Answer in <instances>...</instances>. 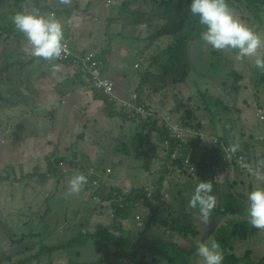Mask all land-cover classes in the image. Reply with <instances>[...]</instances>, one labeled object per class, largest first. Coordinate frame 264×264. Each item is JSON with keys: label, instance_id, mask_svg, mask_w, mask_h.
Here are the masks:
<instances>
[{"label": "rangeland", "instance_id": "374dc122", "mask_svg": "<svg viewBox=\"0 0 264 264\" xmlns=\"http://www.w3.org/2000/svg\"><path fill=\"white\" fill-rule=\"evenodd\" d=\"M85 1L86 0H83V2ZM110 1L111 0H101L99 9L103 12V9L109 8L108 12L110 16H116L119 14V8H113V4L111 5ZM117 1L120 3H124L127 0ZM148 1L150 2L146 3L144 0H134L132 2V7L135 9H145L147 10L145 12L149 13L159 7L158 2L169 0ZM230 3L233 5V7L230 8L242 21L248 24L261 36H264V5L262 6L263 12H261L259 17L257 18L252 14L253 12H251V10L243 0L242 2H240L239 0H230ZM74 5L75 0H67V2H65V0H49L48 2V7L51 6L53 11H57L62 7L67 9L73 8ZM32 6L33 3L27 1V3L25 4V10L30 11L32 9ZM8 11L9 9L6 8V13ZM162 11L164 12L165 10L162 9ZM157 13L161 12H153V19ZM4 15L5 14H3V16ZM13 16L14 15H10V19L13 20ZM73 16L77 15L74 14ZM100 20L102 23L104 22L102 21V19ZM102 23H96L94 25H92V23H89L87 25L88 28H93L94 31H98L97 34L99 35V40H102L103 30L107 28V23ZM154 23L156 25L161 24L158 21H154ZM143 24L145 26H143ZM151 24L152 23L147 22L142 23L141 25H139L137 32L135 33L136 37L144 39L139 40L138 42L136 41L132 44H130V40H128V42H120L124 46H126L129 54L132 57L135 56V58H133L130 62L124 63L125 65H127L126 71L131 75V77L135 76L134 71H136V69L133 66L134 62L135 66L140 65L139 69L145 75L148 70H150L152 61H154L153 58L160 54L161 47L164 45L168 46L169 44H166L159 40H155L154 43L148 40L149 37H152L153 33L149 28L151 27ZM78 25L79 29L83 28V25L81 23H79ZM119 31H121V28L118 26L115 27V29L113 30V34H110L111 37L116 36ZM152 39H155V36L152 37ZM103 40H106V38H103ZM81 46L85 51L86 49L84 48V46L86 45L81 43ZM136 47H139V56H137V52L134 53L132 51ZM182 47L184 48L183 45ZM2 49L3 48L0 47V64L6 56L2 52ZM193 51H195V53L192 56L190 55L183 60L185 75L187 73L189 75L184 78V83H181L180 81L182 80V78H178L177 76L172 74L168 79V77H164V74L162 72L161 76L159 78L155 77V81H153L152 83V92L150 93L149 91V100L143 99L142 101H140V106L150 107L154 111V121L151 123V125L157 122L160 127V125L164 126V123H169L168 120H165L164 123L162 122L164 115V117L170 118V122L172 125L178 126L180 129H186L189 131L190 129H192V127L198 128L197 133L193 134L173 133V137L175 140H177V142L179 139H183L184 142L188 143L190 138L193 142V140L201 137L203 140L207 139L211 143H214L215 139L223 138L224 140H226V138L221 134L214 137V134H211L210 131H208L209 129H231L228 134L234 138L235 136L233 135L232 129H243L244 131H246V134L253 135L257 140L261 142L263 141L261 144H264V121L260 120L262 119L261 116L264 113V84H260V82L264 78V70L258 69L255 66L254 58L237 60V54L235 51H216L210 46H207L202 40H199L197 43L193 44V50H191V53ZM6 52L8 57L11 58L8 51ZM27 53L28 57L26 56L24 58V61L30 62L32 61L34 56L31 55V50H28ZM261 53L264 54V49H261ZM227 62L229 65H231L228 70L226 68L224 70L223 66L218 65ZM187 65L189 66L188 69H186ZM53 66L54 64L50 63L44 64L43 60L35 62L33 67L37 68L38 72L29 73L28 68H26L23 74L18 77V79L21 80V85L15 86L14 90L10 91V94H3V96L10 97L13 92L31 95L32 90L29 87V83L36 84V89L42 90L40 96L32 95L34 99H28L25 96H23V98L26 99L27 102L30 103L33 107H38L39 109H43L44 111H49L50 104H56L57 102L56 100L51 101L53 98L52 95H46V91L50 90L49 87H52V85L54 84L53 78L65 79L69 77L75 79V76L77 74V72L71 73V76H68L63 69L57 70L58 72H54ZM103 69H105L104 66ZM155 69L156 67H152V72H155L159 76V66L157 70ZM222 70H224L223 76L227 74V77H231L226 78V81L224 82L228 85L227 87H223L217 81L220 77L216 79V76H219V72ZM231 70L232 73L230 74L229 71ZM44 71H47V75L44 74ZM126 71L123 70L121 74H118L119 71L114 70L113 73L106 72L105 74L109 76V78L113 80L115 85L117 86V83H120L119 78L124 75ZM196 71H198L204 78L197 75ZM233 73H238L240 75L241 80L237 84L238 86H240L239 90H233L230 86L231 82L234 81ZM197 83H199V85H197ZM120 85L124 89H126L130 85L127 90L129 92H133L137 88L136 86L138 85V82L135 80H131L128 81V83H120ZM257 87L259 88L257 89ZM0 88L2 89L1 85ZM202 93L213 95L219 98L221 103H223L222 106H217L216 104H213V102L209 103V107L213 112L212 115L214 116L215 123H212L210 114L206 111V105H202L199 101V98L197 97L199 95L202 96ZM257 93L258 98H256ZM55 94L57 95V93H53L54 96H56ZM133 96L134 94L132 95V97ZM193 98L194 101L191 102ZM81 107H84V105H81ZM153 107H155L156 111ZM179 107L183 108V110L181 111V113H176L175 109L177 110V108ZM19 108L24 113L32 114V110L30 109V107H27L24 104L19 106ZM103 108L106 109V106L104 105ZM103 108L102 113L99 116L95 115L100 120V122L93 123L94 129H91V131L88 133V136L94 138L95 140L86 142L85 148L91 151L93 155L92 160L96 164V166L102 168L104 167L105 170H108V166H114L113 169L110 168L109 170L115 173L114 176L120 178L121 182H116L115 186L109 185V187L118 188L119 185V188H122L125 194H131L135 191L134 195H136L137 191L146 190L149 191L152 196L155 189L157 188V183L165 178V180H163V183L161 184V191L169 201L172 199L171 197H173V200L169 203L177 205L176 202L178 199L184 201L185 198V200H189L191 194L193 193L192 187H194V185H192L193 183L190 184V182L192 181H189V179L182 177V171H187L185 167H181L180 164L176 163L174 158L170 161V163L167 162V160L171 157H169V152H164V149H166L169 144L160 143V141L158 140V136L161 137V134H149L148 128L151 129V127H146L144 125H133V130L137 134L136 140H138L140 143L137 148V146H135L134 139L131 137V129H127L131 122H124L121 118L112 119L110 116V110H107L105 112ZM170 108H172V110ZM201 108L204 109L200 110ZM95 110L97 112L98 107H96ZM189 111L191 112V114H188ZM112 112L119 113L122 112V109L118 107V105H114ZM173 112L176 114H173ZM16 114H19V111L16 110L15 112V120L17 122L22 121V116L17 117ZM73 115L74 117H76L75 113ZM106 115H108L110 120L116 123V128L119 129V131L116 130V132L118 133L117 142L112 138L110 140H104V138L102 137V132L100 129V126L102 124L105 127L104 131L108 134H111V129L109 128L112 125L109 126L105 123ZM149 116H146L143 119L148 120ZM23 118L26 119L24 116ZM72 119L74 120V122L69 127L72 126L73 128V125H76V123L75 118ZM123 123L128 124V126H125L124 129V126L122 127ZM4 124L5 121L0 106V129H2ZM72 128L64 129V139H66L70 134H67V131L74 130ZM163 128L164 130H167L166 127ZM254 138H250V140L254 141ZM80 143H82V141H80ZM249 146H251V144ZM54 152L55 149L53 145L48 156H50ZM126 152L135 153L131 157H129L125 154ZM162 154L165 155L164 162L166 163L160 165V156H162ZM146 155L157 156L158 158L153 160V162L151 163V160H149V157H147ZM147 161L150 163L148 166L149 171H147L145 168ZM118 163L120 164V166ZM82 164L85 165L87 164V162L82 161ZM167 164H169L171 169L165 168L167 167L165 166ZM43 167H45L44 172L46 173L48 167L45 165ZM164 168L166 172L164 171ZM64 170L71 171V168L70 166L65 165ZM40 172L43 173L42 169ZM5 174L6 173L3 171V175ZM86 176L88 177V183L86 184V186H89V189H86V186H84L83 190L78 195L72 196L69 194V182L72 177H70V180H66L61 185V188H58V181L56 180H50L47 183H43L40 181L41 178H36V180L34 181V185H38L42 188H37L38 191L34 187H30L28 189V204L32 203V205L35 207L34 212L40 213L42 211V209L40 208L47 204V202L50 203L52 208V213L48 217V224L47 222H43V225L38 226V231L40 230L45 233L47 230L46 225L49 226L47 230V234L49 236L45 235L46 238L44 236L42 237L45 244H52L53 246L63 245L65 243L68 244L73 241L74 238L80 237L81 235L86 236L89 240V242L85 245L77 246L74 249H69L68 251L56 253L54 256L53 264H95L97 261L101 260L106 250V243L108 242L106 236L100 235L99 242L97 239L92 238L91 235L95 232L96 234H98L99 232L101 233L104 229H106V227H109V224H112L111 222H113V219L115 217L113 202H103V199L100 196L101 194L99 193L101 190L106 191V179L95 181L90 176ZM110 180L112 181L111 176ZM2 185H5V183L0 184V186ZM226 185L227 186L225 188L231 192L232 183L228 181ZM108 193H110V191H108ZM26 199L27 198L25 197H21L19 201L16 200L10 202L11 206L9 207V210L12 216L9 214V212L7 214L2 213L1 208H3V203H0V264H19L18 262L21 259L27 260L29 257L36 256L40 253V251H42L43 245L36 246L34 244L31 245L30 243L22 245L20 248L15 244H12L11 242L12 237L20 238L23 236L21 227L18 228L15 222L22 219V210L28 209ZM139 202V209H137L133 213L134 221H132L134 223L133 226L136 228L134 232L135 234L139 232L137 228V218L138 216L145 217V214L148 213V203L151 201L149 199L146 204H144V202L142 203V200H140ZM103 207H107L108 209L103 212ZM191 213L193 215V223L197 227L198 231L201 232V236L196 238L194 234H190L188 236L187 234L172 233L170 229L163 227L161 224H158L157 228L155 229L156 237L159 238L158 242L160 244L169 245V248L176 247L180 251L187 250L189 252H191L190 249L194 250V252L191 253L193 257V259H191V264H202V261L196 252L197 242H206L210 240L216 241L217 239L215 237V229L214 225L208 226L210 220L208 223H205L203 221L198 209L191 208ZM12 218L15 222L12 220ZM30 219L31 218H29L28 221ZM127 222H131V220L126 221L124 224L126 225ZM118 227L122 228V226L120 225L115 226L116 235H120L122 233L121 230L118 229ZM4 230L6 232H4ZM139 238L140 237L134 238L133 244H135ZM38 241L41 240L38 239ZM39 243L43 242H38L37 244ZM121 244L122 246L119 248V250L120 252H124L125 244ZM99 245L101 247H99ZM135 247L137 248V245ZM111 251L114 250L112 249ZM19 253L23 254V256H20ZM229 254L231 256H235L237 260L241 259L240 261L243 263L240 264H247V261L242 259L244 257H248L247 260H250L253 264H261L262 261H264V238L259 239L258 237H255L245 243L240 244ZM155 255L160 259L161 263L169 264L168 258L165 257L163 253L159 252ZM11 257L13 258L12 262L8 260ZM139 258L144 262V264H149L146 262H153V254L144 249L140 252ZM123 260L124 258H121L119 261L116 260V262H122ZM50 261V258H48V256H45L42 260H34L27 264H50ZM131 261L132 264H135L132 259H129L125 262H127V264L128 262H130L131 264ZM125 262H122V264H124ZM224 264L236 263L229 261L224 256Z\"/></svg>", "mask_w": 264, "mask_h": 264}, {"label": "trees", "instance_id": "16d2710c", "mask_svg": "<svg viewBox=\"0 0 264 264\" xmlns=\"http://www.w3.org/2000/svg\"><path fill=\"white\" fill-rule=\"evenodd\" d=\"M27 1H31L33 3L32 9L30 11L25 10V4ZM107 1V0H105ZM134 0H127L124 3H120L117 0H111L113 4V8H119V14L116 16H110L108 14V9H103L105 13L101 14V10H99V6L101 4V0H86L83 2V0H75V5L73 8H60L57 10L59 12V21L62 24L67 23V21L73 17L74 14H77L79 18L82 20L79 23L83 25V28H85L84 22H86L87 18L84 13V9L87 11H90L91 8H95V16H97V19L95 20L100 21L99 24H101V20L104 21L102 24H106L107 28L103 30L102 40H99V35L97 34L98 31H92V39L95 42H102L101 48L107 50L109 56H121V53L128 52L126 46H124L122 41L128 42L130 40V44L134 42H138L139 40H142L144 38L136 37L135 33L137 32V29L139 25L142 23H152L151 27H149L152 30V37L155 36V39H152V37L148 38L151 42L154 43L155 40H159L161 42H164L168 44V46L164 45L161 47L160 54L155 56L154 64L156 66H159V76L155 72H147L145 75L144 73L139 69L140 65H134L136 71H134V75L139 76L140 80L142 81L140 86H144L146 84L152 85L153 79L155 81V77H160L161 73L163 72L164 77H168V79L171 77V75H175L178 78H182L181 83H184V78H186L188 73L185 75V70L183 66V60L186 59L188 56H192L195 51L191 53V50H193V44L197 43L200 39V33L203 30V26L199 23V17L193 16L189 11V3L190 0H169V1H162L158 2V6L164 9L163 12L161 8L157 7L154 9V11H151L149 13H146L145 9H135L132 7V2ZM146 3H149L150 1L144 0ZM242 2V0H239ZM248 8L253 12L252 14L255 17H259L260 13L263 12L262 6L264 5L263 0H243ZM229 6L233 7V5L230 3V0H228ZM6 8L9 9V11L6 13ZM2 9V10H1ZM17 10V11H16ZM99 10V11H98ZM0 47H2V52L4 53L5 58L3 59L2 63L0 64V85L2 89L0 88V106L2 109V115L4 117L5 124L3 125L2 129L6 128L7 121L5 120V117L10 118L9 121V127L8 129L13 128H19L20 124L25 125L23 121H26V119L22 116V121H16L15 119V111L16 108L21 106L22 104L26 105L27 107H30V109H34L30 103H27L24 98L21 95H18V92H13V94L10 97H4L3 94H10V91L14 90L15 86L21 85V80L18 79L19 76H21L26 68L31 67L35 62L42 61L44 64L50 63L54 65H58V67L53 68L54 72H57V70L64 69L67 71V75L71 76V73H76L75 79L74 78H66L67 81L65 82L64 87L68 86H75V85H83V86H89L90 85V72L91 69H102L103 66L105 69L102 70L104 77H109L105 73L111 72L112 67H110L109 63H105L106 57L105 53H102L100 50V54L93 53L91 51L83 50L81 46V39L75 34H73V31H66L64 28V34H65V42L68 41L71 43L73 49L80 55L83 56L82 60H78L76 62V57H72L68 61H62L54 60V61H47L41 58L34 57L32 61L26 62L24 61V58L28 57V50H31V45L27 41V39L24 37V35L19 32L15 25L13 24V20L10 19V15H15L17 12H40L42 14H49L51 13L52 7H48V0H0ZM57 12V13H58ZM153 12H161L157 13L152 18ZM90 13V12H89ZM3 14H5L3 16ZM84 21V22H83ZM154 21H158L161 24L156 25ZM120 27L121 31L116 36H112L110 34H113V30L115 27ZM143 26H145L143 24ZM109 33H108V31ZM82 32V31H81ZM87 32L84 31L80 36L85 37V34ZM103 38H106V40H103ZM187 44V45H186ZM184 46V48L182 47ZM129 46V45H128ZM75 47V48H74ZM98 48L97 45L91 46ZM21 48V50H20ZM139 47L134 48L132 51L135 53L137 52V56H139ZM8 51L9 55L8 57L6 54ZM91 52V53H90ZM101 55V59H100ZM15 57V58H13ZM92 57L93 62L90 63V65L87 67L85 64V58ZM132 57V56H131ZM135 58L132 57V59ZM127 62H130L129 59H127ZM92 64H95V66L92 67ZM135 64V62L133 63ZM223 66L224 70L225 68L228 70V68L231 66L227 63L218 64ZM217 65V66H218ZM46 66V65H44ZM216 66V65H215ZM54 67V66H53ZM188 65L186 66V69H188ZM140 70V71H139ZM196 70V69H195ZM224 70L219 72V76H216V79L220 77L217 81L222 85L223 87H227L228 85L224 83L226 81L227 74L223 76ZM51 72V70H50ZM52 72V73H54ZM87 73V76H86ZM229 73H232V70L229 71ZM44 74L47 75V71H44ZM196 74L200 77L204 78L198 71H196ZM59 75V74H58ZM185 75V76H184ZM17 77V78H16ZM209 77V75H208ZM234 81L231 82V88L233 90H239L240 86L237 84L239 83L240 75L238 73H233ZM16 78V79H15ZM177 82V81H176ZM175 82V83H176ZM260 84H264V78L260 82ZM199 85V83H197ZM259 87H257L258 89ZM95 96H96V102H99L102 105L106 106L107 110H110V116L112 119L115 118H121L125 121H133L139 124V120L130 118L128 115H123L120 113H113L114 108V101L111 100V97L107 94H102L96 90ZM64 95L67 94L66 92H63ZM238 94V93H237ZM232 96V95H229ZM199 98V101L202 105H206V111L213 113L209 107V103L216 104L217 106H222L223 103L219 100V98L210 95L208 93H202V96H197ZM256 98H258V93L256 95ZM194 101V98L191 102ZM38 110V108H35ZM34 109V110H35ZM204 108H201L200 110H203ZM35 110V111H36ZM183 108L179 107L177 110L175 109V112H181ZM37 112V111H36ZM42 111H40V114H44ZM188 114H191L189 111ZM46 118V115H45ZM164 126L159 127V124L157 122L153 123L151 125V129H155L157 131H161V137L160 141L163 138V143L166 142L170 143V145L175 144V139L173 137V134L170 133L168 130H164ZM194 131H198V128L192 127ZM191 134H193L191 132ZM202 138L198 137L197 139L193 140L192 144L197 147L202 142ZM6 142V140H4ZM8 147V143L6 145H1L0 143V157L2 158V162L4 161L10 162V154L9 151L6 153V148ZM173 148V149H172ZM175 148L170 147L164 149V152H169V157L173 156L175 154ZM139 152V151H138ZM241 152V151H240ZM135 152H126L125 154L129 157H131ZM243 153V152H242ZM215 154V152H214ZM245 154V153H243ZM149 160H151V163L153 160L158 158L157 156H148ZM165 155L162 154L160 156V165L165 164L164 162ZM148 160V159H147ZM172 159L169 158L167 162L170 163ZM60 164V162H59ZM149 162L146 163V170L149 171ZM181 165V163H179ZM208 165L210 167L211 171V161H208ZM47 166V164H45ZM80 170L85 175L90 176L93 180H101L106 179L107 185L115 186L116 182L120 183V178H117L113 175H111L112 181L110 180V176H107V169L105 170L104 167H98L96 168V164L93 162H89V164L84 165L81 162L79 163ZM164 166V165H163ZM167 169H171L169 164L165 165ZM48 167V174H52V177L56 178L59 181H62L65 178L64 172H62L63 176H58L59 171L58 165L55 166L51 161H49ZM95 168L96 173L92 174L91 169ZM164 168V171L166 172ZM76 168L74 170L73 165H71V172L69 174L76 173ZM236 171H239L241 173H247V171H241L238 169H234ZM4 168H0V184L5 183L7 180V177L3 175ZM7 172V169L5 168V173ZM203 173L205 172V169H203ZM68 174V173H66ZM7 175V173L5 174ZM182 177L189 179L190 184H194V190L197 184L200 182V180H211L213 183V193L215 194L217 189L219 188V184L221 186L222 182L221 180H217L214 177L205 175H192L188 173L187 171H182ZM35 178V177H34ZM167 179V178H166ZM165 180V178H163ZM163 180L159 181L157 183V188L154 191L153 194V201L148 203V210L149 212L145 214L144 224H142L140 221H138V230L139 232L135 234L136 228L133 226V213L139 209L138 204L139 201L142 200V203L146 204L149 199L151 198L149 196L150 192L143 190V191H137L136 195L135 192L131 194H125L123 189L116 187H109L106 191L101 190L99 193L101 194V198L103 199V202L110 203L113 202V208L115 211V217L113 219L112 224H109V227H106L101 233L98 234L93 233L91 235L92 238L97 239L100 242L99 236L105 235L108 242L106 243V250L101 258L100 261H97L95 264H122V262L128 261L129 259H132L135 264H144L142 260H140V252L144 249L146 251H149L153 254V262H146L149 264H165L161 263L160 259L155 255L159 252L163 253L165 257L168 258L169 264H191L192 252L194 250L190 249L189 251H180L179 249L175 248H169V245L166 244H160L159 238L156 237V231L158 224H161L163 227H166L172 231V233H181V234H187L188 236L190 234H194L196 238L201 236V232L198 231L197 227L193 223V215L191 213V208L188 206L189 200H180L178 199L176 204L173 205L169 201L165 195L163 194L161 184L163 183ZM4 185L0 186V197L2 196L1 192L4 190ZM58 188H60L59 184L57 185ZM87 189H89V186H87ZM110 191V193H108ZM228 192H230L228 190ZM231 193V192H230ZM25 194V193H24ZM25 197L26 202L28 204L29 198L28 193H26L23 196L20 197H13L11 201H16L21 198ZM242 199H238L237 203H231L230 208L223 210L222 213L218 211L217 209L213 210L211 213V219L208 226L214 225L215 229V237L216 241L219 242L222 251L224 253V256L231 262L240 264L243 263L240 260L236 259L235 256H231L229 253L234 250L236 247H238L240 244L245 243L253 238H255L261 230L253 228L249 222H248V216H247V204L246 197L240 196ZM122 198V200H121ZM124 199V200H123ZM121 200V201H120ZM115 201V202H114ZM30 206H27L28 209H23V217L20 220V227L22 232V237H12L11 242L12 244H15L17 247H20L25 244H34L36 246L43 245L42 251L36 256H31L27 260L21 259L18 263L19 264H27L34 260H42L45 256H48L50 258V262L54 263V256L56 253L68 251L69 249H74L77 246L85 245L89 242L88 238L84 235H81L80 237H76L68 244L63 245H52V244H45L42 237L45 235L49 236L47 234V230L49 228L48 225H46V233L42 231H38V226L43 225V222L49 221V216L52 213V208L49 202L45 204L42 209V211L34 212L35 207L32 205V203L29 204ZM222 208V207H221ZM108 208L103 207V212L106 211ZM9 210V209H7ZM10 214V210L8 211ZM8 212L2 211V213L7 214ZM168 214V215H166ZM11 215V214H10ZM12 216V215H11ZM164 216V217H163ZM31 218L29 221L28 219ZM131 220V222H127L126 225L124 224L126 221ZM48 224V222H47ZM219 224V225H218ZM37 225V230H32V226ZM116 225L122 226V228H119L121 230L120 235H116ZM125 227V228H124ZM4 232H6L4 230ZM54 234V233H53ZM87 234V233H84ZM140 237L135 244H133L134 238ZM46 238V237H45ZM41 240V241H38ZM38 242H43L39 243ZM121 243L125 244V251L120 252L119 248L122 246ZM137 245V248L135 247ZM155 246V248H154ZM157 246V247H156ZM99 247H101L99 245ZM114 251H111V250ZM151 250V251H150ZM155 253V254H154ZM20 256H23V254L19 253ZM80 255V254H79ZM128 257V258H127ZM148 257V256H147ZM121 258H124L122 262H116L119 261ZM245 258V259H244ZM242 258L243 260L247 261V264H253L250 260H247L248 257ZM10 262L13 261V258L8 259ZM108 262V263H107ZM50 263V264H51ZM124 264H127L125 262ZM130 264V262H128ZM132 264V261H131ZM261 264H264V261H262Z\"/></svg>", "mask_w": 264, "mask_h": 264}, {"label": "crops", "instance_id": "0c3cea01", "mask_svg": "<svg viewBox=\"0 0 264 264\" xmlns=\"http://www.w3.org/2000/svg\"><path fill=\"white\" fill-rule=\"evenodd\" d=\"M31 2V1H29ZM51 7V6H50ZM108 9L109 8H105ZM100 10V9H99ZM98 10V11H99ZM86 15V22L85 28L79 29V22L82 21L79 16H73L70 18L67 23L63 24L66 31H73V34L78 36L79 38H82L80 43L85 44L84 48L88 51H91L96 54H100V50L103 51L102 53H105V63H109L110 67H112L111 73H113L114 70H118L121 74L123 70L126 71L127 65L124 64L123 60L114 58L113 56H109L107 50L101 48L102 42H94L92 39V31H94L93 28H88L87 25L89 23H92V25L99 23L100 21L95 20L97 19V16H95L96 9L91 8L90 11L83 10ZM90 12V13H89ZM101 14L105 13L104 11L99 12ZM109 14V12H108ZM72 24V25H71ZM82 31V32H81ZM86 31L85 37H81L80 35ZM97 45L98 48L91 47V45ZM88 51V52H89ZM90 52V53H91ZM129 52V51H128ZM127 52V54H128ZM100 55V59H101ZM34 64L28 68L29 73H36L37 68L33 67ZM134 66V64H133ZM135 67V66H134ZM158 68L156 67L155 70ZM27 70V72H28ZM60 70H62L60 68ZM64 70V69H63ZM65 71V70H64ZM58 72V71H57ZM67 73V71H65ZM60 73V72H59ZM52 75V74H51ZM53 85L52 87H49L50 90L46 91V95H52L53 98L51 101H57L56 104H50L49 111H44L43 109H39L36 112L34 109L32 110V114L30 113H24L21 111V109L18 107L16 108L17 111H19V114H16L17 117L24 116L27 121H23L24 123L27 122L26 126L21 125L19 128L15 127L13 129H8L9 127V121L10 118L5 117V120L7 121V125L5 129H0V139L8 143V147L6 148V153L9 151L10 154V162L4 161L2 163L3 168L7 169V175H4L7 177V180L5 182V185L3 186L4 190L1 192L2 196L0 197V203H3L1 208L2 211L8 212L9 207L11 206L10 202L13 197H20L28 193V189L30 187H34L36 190L37 188H42L38 185H34V181L36 178H41V182L47 183L50 180H56L58 181V184L61 188V185L66 181L70 180V177H73L74 174L71 176H67L66 173H72L71 171H65L64 168L58 167L59 162L60 163H67L66 165L70 166L72 164H77L82 161H86L87 164L89 162H92L93 155L90 150L85 148L86 142L94 141V138H91L88 136V133L91 131V129H94L93 123L100 122V120L96 117L99 116L102 113V108L104 105L100 104L99 102H96V96L95 92L92 91L89 86H83V85H75L73 87L68 86L64 87L65 82L67 79H54L53 78ZM135 80L138 82V87L133 91L129 92L127 88H122L120 83L123 82L128 83V81ZM154 80V79H153ZM120 83L118 82V100L114 103L118 104V107L122 109V112H119L120 114H123L125 116L126 107L125 104L127 102H132V95L136 90L139 89L142 81L140 80L139 76H133L126 71L124 75H122L119 78ZM147 85V84H146ZM148 86H151L148 84ZM29 87L32 90V94L28 95L25 93H19L18 95H21L22 97L25 96L28 99H34L32 95H39L41 94L42 90L36 89V84H30ZM152 92V88L147 87L145 92H141L140 94H136L139 98V102L143 99L149 100L150 93ZM63 92H66L67 94L64 95ZM53 93H57V97L53 95ZM26 102L27 100L24 99ZM28 103V102H27ZM72 103V104H71ZM81 105H84V107H81ZM33 107V106H32ZM98 107V110L96 112L95 108ZM155 110V107H153ZM104 109V108H103ZM159 109V108H158ZM172 110V108H170ZM169 110V108H168ZM40 111H42L44 114H40ZM93 111V113H92ZM105 111V109H104ZM156 111V110H155ZM16 112V111H15ZM41 112V113H42ZM106 112V111H105ZM76 114V117H74L73 114ZM181 113V112H178ZM210 114V117L212 119V123H215L214 116L212 113L208 112ZM165 114V113H164ZM173 114H176L173 112ZM46 115V118L44 116ZM96 115V116H95ZM168 115V114H166ZM16 118V117H15ZM12 118V119H15ZM72 118H75V123L72 126L74 120ZM165 120H168L169 123H167L168 127H172L174 125L171 124L169 117H164L162 122L164 123ZM36 121V122H35ZM124 122H127L125 120H122ZM154 121V116L152 118H149V120L143 121L141 119L139 121V124L136 122L131 121L129 127L127 129H131V137L135 141V146H139V141L136 140L137 134L133 130V125H144L146 127H151V123ZM105 123L109 126H111L109 129L111 134H108L104 131L105 127L102 124L100 126L102 137L105 139L110 140L111 138L117 142L118 140V133L116 130L119 131L118 128H116V123L106 115ZM124 126V127H123ZM125 126H128V124L122 125L123 129ZM72 128L74 130L65 131L68 135L66 139H64V129ZM106 129V130H109ZM231 130V129H230ZM228 129H209L210 133L214 134L215 136H218L219 134L223 135L229 143L233 144H239L240 148L239 151L245 153L247 155L249 163L253 167H260L264 169V144H261L262 142L254 138L253 135L246 134V131L243 129H232L233 135L232 137L228 133ZM239 130V131H238ZM241 130V131H240ZM192 133H197L194 130H189ZM148 133H162L161 131L153 130L148 128ZM250 138H254V141L250 140ZM0 140V141H1ZM158 140L160 141V136H158ZM82 141V143H80ZM163 143V138L160 141V143ZM70 144V145H69ZM251 144V146H249ZM54 145L55 152L52 153L50 156L48 154L50 153V149ZM196 151V158L198 161L207 162L209 159H213L214 153L212 152V143L210 141L202 140L199 146L194 147ZM139 151V150H138ZM188 154L193 153L192 150H188ZM49 161H51L55 166H57L59 169V175L63 176L62 172H64L65 178L62 181L57 180L56 178L52 177V174H48V170L45 173V167H43L45 164L49 166ZM85 164V165H87ZM119 164V163H118ZM122 164V163H121ZM62 166V165H61ZM120 166V164H119ZM118 166V167H119ZM114 166H108V169L112 168ZM116 168V167H115ZM42 169V172L41 171ZM117 169V168H116ZM76 174V173H75ZM114 174V173H113ZM221 178L217 180H221L222 185L216 184L219 186L216 193L214 194L216 197V207L218 211L222 213L223 210L229 209L231 203H237L238 199H242L240 196L246 197V201L248 202V193L254 188L258 186H264V181H258L255 177L249 175V173H241L236 170H232L229 172L222 171L221 172ZM35 177V178H34ZM223 178V179H222ZM232 183V191L231 193L228 192V190L225 188L227 185V182ZM194 185V184H192ZM193 192L194 188L192 187ZM234 190V191H233ZM38 191V190H37ZM25 193V194H24ZM73 196V195H72ZM27 206H30L29 204ZM222 207V208H221ZM214 209V210H215ZM14 221V219L12 218ZM15 222V221H14ZM20 220L16 221L15 224L17 227H20ZM37 225L32 226V230H37ZM10 228V227H9ZM259 239L264 238V230H261L260 233L256 236Z\"/></svg>", "mask_w": 264, "mask_h": 264}, {"label": "clouds", "instance_id": "9594fccd", "mask_svg": "<svg viewBox=\"0 0 264 264\" xmlns=\"http://www.w3.org/2000/svg\"><path fill=\"white\" fill-rule=\"evenodd\" d=\"M65 2H67V0H65ZM110 4L112 5L111 1ZM189 11L193 16L199 17V23L203 26V30L200 33V39L207 46H210L216 51H235L237 54V60H243L245 58H254L255 66L258 69L264 70V54L261 53V49H264V36H261L248 24L242 21L237 16V14L230 8L228 0H190ZM53 13L56 14V17L52 15ZM13 24L15 25V28L24 35V37L31 45L32 56L47 61H54L59 60L63 56L68 54V48L65 42L64 25L59 21L58 13L56 10L52 11V13L48 15L42 14L38 11L17 12L13 16ZM120 55L124 56L125 60L121 56L116 55L113 57L123 60L124 63L127 61V59H129L130 61L132 60V57L129 52L128 54L127 52H125L121 53ZM152 64H154V61H152ZM152 64L150 67L151 71L148 70V72L153 71L152 67L158 68V66ZM55 67H58V65H54V68ZM102 70L103 68L101 69V71ZM106 79L110 78L107 77ZM111 81L114 83L113 80ZM136 87H138V85ZM147 87L152 88V85L148 86L147 84L144 86H140L139 89L134 92V96L132 97L133 103L127 102L125 104V114L130 116V118L140 121L141 119L149 115V118L153 117V109L147 106H140L139 98L136 95L140 94L141 92H145ZM89 88L92 91L96 90L102 94H107L104 90H100L95 87L92 82H90ZM117 90L118 84L117 86L115 85V92L113 95L107 94L111 97V100L114 102L118 100ZM114 105L116 106L118 104L114 103ZM105 111H107V109H105ZM260 120L264 121V119ZM143 121H145V119H143ZM164 127H166V129L172 134H191L190 131L186 129H180L178 126L168 127L167 124L164 123ZM225 141H227V139ZM0 143L1 145L7 144V142L3 143L2 140L0 141ZM167 143L168 142H166V144ZM170 147L175 148V154L178 153L181 148L183 149L185 157L181 158L178 161L175 160L176 163H181V167H185L184 158L190 156L191 154V158L195 161L196 165H208V161H212V159H209L207 162L198 161V159L196 158V151L194 148L195 146L192 144L191 138L189 139L188 143L184 142L183 139H179L178 142L177 140H175L174 145L170 146L169 143L168 148ZM213 147L214 143H212V152L214 153ZM239 148V144H233L226 151L227 153L234 155L237 151H239ZM192 149L193 153L188 154V150ZM223 151L225 153V150ZM174 155L171 156V159L174 158ZM2 163V159H0V168L3 167ZM66 164L67 163L63 162L60 163L59 166L61 168H64ZM72 165L74 170L76 168L78 169L76 170V174L73 173L74 175L69 182V194L78 195L83 190L84 186H86V184L88 183V177L84 173H82L79 165ZM98 167L99 166H96V168ZM241 167L245 168L249 175L255 177L256 180L264 181V169L260 167H253L252 165L244 162L241 163ZM91 171L92 174L96 173L95 168H92ZM107 172L108 173L106 176L113 175V172L111 170L108 169ZM71 175L72 174L69 173L67 174V176ZM213 187L214 185L211 180H200L188 201V206L192 209H198L199 214L205 223L209 222L211 213L215 209L217 203L216 197L213 193ZM108 188L109 187L107 185L106 190ZM247 195L248 204L246 211L248 216V222L253 228L258 230H264V186L254 187ZM152 197L150 198L151 202L153 201ZM139 217H141V219H139ZM144 219V216H138L137 218V220L140 221L142 224H144ZM196 252L197 255L200 257L202 264H224L223 251L219 242L215 240L197 242Z\"/></svg>", "mask_w": 264, "mask_h": 264}, {"label": "built area", "instance_id": "2783aa9c", "mask_svg": "<svg viewBox=\"0 0 264 264\" xmlns=\"http://www.w3.org/2000/svg\"><path fill=\"white\" fill-rule=\"evenodd\" d=\"M52 15H54L56 17L55 13H53ZM66 44H67V48H68V54L61 58L62 61H68L72 57H75V56H77L76 62L78 60L83 59V56L78 54L73 49L71 43L66 41ZM84 62L86 64V66L88 67L90 65V63L93 62V58L92 57L85 58ZM93 66H95V64H92V67ZM90 78H91V82L95 85V87H97L100 90H104L109 95L114 94V92H115L114 83L110 79H106L103 76V73L100 69L92 68L91 72H90ZM261 118L264 119L263 115L261 116ZM167 144H169V143H167ZM231 145L232 144H229L224 139H215L214 147H213L214 152H215V157L211 161V165H212L211 171H210L209 165H203V164L196 165L195 161L191 158L192 154L190 156H187L186 158H184L185 159L184 165L186 167L187 172L192 174V175H196V174L205 175V174H207V176L219 179V178H221L220 174L222 171L229 172V171H232L234 169H238L241 171H247L245 168L241 167L242 162L250 164L248 159H247L246 154H243L240 151H237L234 155L227 153L226 150ZM223 150H225V153ZM183 157H185V156L183 153V149L181 148L179 150V152L174 155V160L178 161ZM203 169H205V172L208 171V173H203ZM149 195H150V197L153 196V195L151 196V193ZM139 219H141V217H139Z\"/></svg>", "mask_w": 264, "mask_h": 264}]
</instances>
